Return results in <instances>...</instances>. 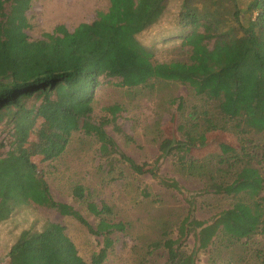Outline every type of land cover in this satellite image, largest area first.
<instances>
[{
  "label": "trees",
  "instance_id": "16d2710c",
  "mask_svg": "<svg viewBox=\"0 0 264 264\" xmlns=\"http://www.w3.org/2000/svg\"><path fill=\"white\" fill-rule=\"evenodd\" d=\"M31 1L0 0V123L10 125L15 145L0 157V222L21 204L33 202L72 216L90 233L102 236L105 248L113 242L112 233L124 231L123 221L106 217L112 208L104 202L86 203L98 217L93 226L71 205L55 200L25 146L34 145L33 152L43 157L58 156L79 120L84 132L99 141L101 152L113 148L133 168L148 171L162 185L180 190L177 181L161 178L157 172L159 159L177 150L179 169L203 181L204 191L231 197L230 205L213 221H199L189 213L177 236L163 239L168 264H195V252L209 246L229 248L257 234L264 239V140L249 137L264 134V0H247L244 21L238 0H225L231 7L230 25L224 24L227 15L217 9L207 8L201 14L197 6L183 0L179 24L191 29L181 42L189 53L185 61L168 62L157 60L137 39L161 18L167 0H109L108 8L96 11L90 22H79L71 30L57 24L36 39L25 32L30 27L26 11ZM103 77L118 78L116 84L127 88L165 81L185 86L198 103L176 125L184 142L161 141L158 158L146 169L118 151L104 125L115 123L120 107H105L111 119L90 121L94 89ZM38 124L43 134L35 132ZM217 130L234 135L238 146L210 151L204 158L182 147ZM72 194L84 199V187L75 184ZM195 228L199 229L195 247L187 253L181 241ZM256 256L264 264V247ZM6 264L90 263L78 254L64 225L46 222L41 229L19 233Z\"/></svg>",
  "mask_w": 264,
  "mask_h": 264
},
{
  "label": "rangeland",
  "instance_id": "374dc122",
  "mask_svg": "<svg viewBox=\"0 0 264 264\" xmlns=\"http://www.w3.org/2000/svg\"><path fill=\"white\" fill-rule=\"evenodd\" d=\"M189 1L198 7L201 14L207 8L217 9L221 15H227L224 24H231L228 18L231 7L225 0H218L216 4L215 0ZM182 2L167 0L161 18L137 35L140 43L151 49L159 61L187 59L189 47L181 41L191 27L179 24ZM50 3L51 0L31 1L26 11L30 27L25 30L30 39L39 38L42 32L52 30L57 24H64L71 30L79 22H90L96 11L106 10L109 6V0H92V4L90 0L89 10L79 19L52 20L47 10ZM246 3L247 0H238L242 10L241 21L247 17ZM68 5L69 1L62 3L64 7ZM212 43L210 40L209 46ZM118 81V78H100L94 89L90 121L97 123L101 119H111L105 107L118 105L120 110L115 115V123L105 124V132L113 139L116 149L133 163L143 165L145 169L152 167L160 154L161 141L171 138L184 142L176 131V125L182 120V115L188 113L190 106L198 103L197 98L185 86L174 81L133 88L118 86ZM83 124L79 120L74 123L64 150L58 156L43 157L33 152L34 145L25 146L30 148V157L39 165V172L55 200L71 205L93 226L98 217L87 210L86 203L88 200L98 205L104 202L112 208V213L106 217L111 221H123L126 225L124 231L112 233L113 242L105 248L102 236L90 233L72 216L26 202L0 222V264L8 262V251L23 229H41L46 222L64 225L65 233L75 244L78 254L90 264H168L162 241L166 237L177 236L178 226L187 214L196 220L211 222L232 202L231 197L204 191L203 181L179 169L177 150L159 159L157 172L161 178L177 181L180 190L162 185L146 170L133 168L113 148L108 153L101 152L99 141L84 132ZM36 128L39 135L44 133L39 124ZM249 137L255 141L264 140L262 133ZM237 146L234 135L217 130L194 139L193 145L184 144L182 147L188 148L190 154L204 158L210 151H228ZM14 148L10 125L0 123V157ZM75 184L84 187V199L73 196ZM198 230L195 228L187 233L186 239L181 241L182 250L189 253L194 249ZM263 247L264 239L257 234L229 248L209 246L198 250L194 262L262 264L256 254Z\"/></svg>",
  "mask_w": 264,
  "mask_h": 264
},
{
  "label": "bare ground",
  "instance_id": "6f19581e",
  "mask_svg": "<svg viewBox=\"0 0 264 264\" xmlns=\"http://www.w3.org/2000/svg\"><path fill=\"white\" fill-rule=\"evenodd\" d=\"M67 1L70 2V5L65 7L62 6V3ZM89 1L90 0H51V3L47 6V10L52 20H75L82 17L87 10H89Z\"/></svg>",
  "mask_w": 264,
  "mask_h": 264
}]
</instances>
